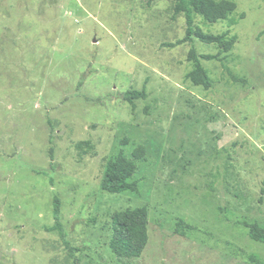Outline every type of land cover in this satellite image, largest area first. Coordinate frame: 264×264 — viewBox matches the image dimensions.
Segmentation results:
<instances>
[{"label":"rangeland","instance_id":"rangeland-1","mask_svg":"<svg viewBox=\"0 0 264 264\" xmlns=\"http://www.w3.org/2000/svg\"><path fill=\"white\" fill-rule=\"evenodd\" d=\"M232 1L193 19L234 36L226 52L169 46L175 0H0V264H264V0ZM190 49L217 56L199 60L209 89L185 77ZM138 146L137 191L102 192ZM137 207L147 244L118 259L111 216Z\"/></svg>","mask_w":264,"mask_h":264},{"label":"trees","instance_id":"trees-1","mask_svg":"<svg viewBox=\"0 0 264 264\" xmlns=\"http://www.w3.org/2000/svg\"><path fill=\"white\" fill-rule=\"evenodd\" d=\"M236 10V4L232 0H175L173 17L182 14L185 18L186 30L182 39L169 46L174 47L197 40L208 45L224 44V51L233 47L236 38L227 34L212 35L202 32L194 26V16H200L205 22L213 24L226 20ZM187 59L194 64V68L186 74V79L193 85L209 89L211 82L199 60H216V55L196 56L193 49L188 52ZM235 79V78H234ZM144 91H127L121 99L132 104L134 100L144 99ZM145 149L136 147L130 158L119 154L115 159L107 162L103 173L100 189L104 193L120 194L125 191L136 192L137 183L129 181L136 169V162L144 159ZM55 214L58 213L57 200H55ZM148 216L145 207H137L114 212L111 216V238L109 249L118 259L135 260L140 258L148 241L147 234ZM180 226V224H178ZM180 228H177V231ZM184 235L183 232H179ZM250 237L264 241V236L259 232L251 231Z\"/></svg>","mask_w":264,"mask_h":264}]
</instances>
